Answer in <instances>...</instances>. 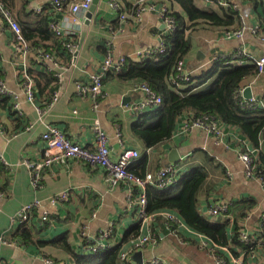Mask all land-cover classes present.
I'll use <instances>...</instances> for the list:
<instances>
[{
  "label": "crops",
  "instance_id": "obj_1",
  "mask_svg": "<svg viewBox=\"0 0 264 264\" xmlns=\"http://www.w3.org/2000/svg\"><path fill=\"white\" fill-rule=\"evenodd\" d=\"M51 1L29 0L28 8L41 10L45 6L50 7ZM148 1L155 5L156 10L134 18L129 7L136 5L135 0H122L124 18L117 22L118 13L111 8L110 0H99L88 26L84 25L85 15L77 16L80 23H74L69 7L61 13L50 10V14L53 13L51 20L71 32L69 39L75 45V51L68 56L64 48L59 50L57 45L48 50L57 65L46 64V67L55 74L59 73V77L49 92L51 100L47 106L44 95L36 96L35 105L26 100L19 82L18 66L13 61L12 33L0 19V77L10 93L9 96L0 97L8 99V109L0 106V156L7 164V167L1 164L7 173L0 178V183L4 180L8 182L0 201V236L5 234L16 242L12 246L0 244V264H46V260L70 264L67 252L50 244L64 236H67L73 250L79 253L90 249L87 242L91 239L104 246L108 243L120 244V251L123 252L133 241L123 243V235L138 223L140 236L153 238V242L140 251L143 262L158 257L166 264H215L212 251L218 250L227 256V264H231L232 254L221 250L210 240H202L181 220L182 225H176L173 231L158 213L149 219L139 220L137 204L131 196L139 193L138 190L126 183L111 187L102 168L91 167L83 160L54 163L43 169L39 185L33 188L30 178L34 170L27 168L26 163L34 167L45 161L42 135L48 127L58 128L71 141L88 148H93L95 130H103L109 138L111 157H116L122 149L135 150L139 157L133 166L145 159L146 174L165 169L174 164L170 160L175 158L178 161L174 165L180 167L176 180L191 167L202 166L207 170L208 178L206 186L197 195L199 212L204 213L217 203L230 204L250 198L256 205L252 213L240 221V230L249 235L258 231L259 222L264 218V183L245 175L236 150L243 138L235 128H224L222 142L200 130H192L184 135L174 133L169 141L147 151L131 132L138 115L129 113L126 108L140 102L142 93L131 91V84L118 78L108 79L102 95L95 101L77 92L78 83L88 82L91 76L102 73L101 67L108 51L117 60L121 57L137 58V52L158 47L165 32L159 13L165 6L164 0ZM258 1L262 2L260 6L264 8V0ZM204 7L201 9L210 6ZM238 7L244 22L241 39H227L224 32L211 30L207 25H200L191 32V50L184 62L188 73L199 75L201 67L208 66L217 56L236 58L238 53L246 51V54L248 52L256 58L264 57V33L253 32L258 21L250 1L242 0ZM174 8L180 11L178 5ZM117 24L118 27L113 28ZM43 68L38 64L32 69L45 72ZM41 85L44 83L41 82ZM246 87L250 88L252 98L258 100V107L264 111V73L257 78L246 79L243 88ZM54 95L56 100L52 102ZM241 101H245L242 94ZM118 132L121 137L117 136ZM243 145L253 151L245 141ZM172 152L175 153L172 155ZM65 191L68 197L62 200L60 194ZM34 202H38L39 207L23 228L31 233V240L21 239L20 229H17L20 225L13 222L14 216L18 210ZM44 213L47 214L45 222L41 220ZM222 219L225 217H218L216 221ZM111 229L113 235L108 241L100 240ZM232 229L229 226V238ZM202 242L207 243L206 248H203ZM227 248L238 250L232 244ZM238 258L242 264V255ZM131 261L135 262L133 256ZM248 264H264V251L257 250L252 254Z\"/></svg>",
  "mask_w": 264,
  "mask_h": 264
},
{
  "label": "trees",
  "instance_id": "obj_2",
  "mask_svg": "<svg viewBox=\"0 0 264 264\" xmlns=\"http://www.w3.org/2000/svg\"><path fill=\"white\" fill-rule=\"evenodd\" d=\"M249 1L258 21L255 33H264V8L260 6L262 2ZM75 2L76 0H64V10ZM163 3L174 24L173 31L162 38L163 51L152 53L147 57H124L119 71L105 73L101 79L102 88L108 79L118 78L130 84L145 83L159 96L160 104L151 107L149 112L139 115L131 126L133 136L141 141L145 149H152L169 141L174 133H177L175 131L180 128L185 119L216 121L228 128H235L243 138L241 141H245L251 146L253 151L248 150L249 152H247L243 143L239 142L236 150L247 152L252 157L255 166L254 174L264 180V111L258 106H247L241 101L240 94L243 82L246 79L256 78L258 75L255 63L247 60L244 55L236 56V58L217 56L210 61L208 66L201 67L199 75L194 76L189 73L187 80H180L177 77L178 64L185 62V58L191 50V32L200 25H207L211 30L218 29L222 32L238 31L244 25L239 8L236 7L233 0H226L225 5L218 4L206 9L197 7L195 0H164ZM0 4L20 28L21 37L28 48L26 71L34 84V97L44 95V103L47 106L51 100H49V92L52 91L58 77L49 67L41 64V59L53 46L57 45L61 50L62 42H64L50 29L53 16V13L50 14V10L53 8L45 6L39 12L33 11L28 8L29 0H0ZM177 5L180 11L175 10L174 6ZM137 8V4L129 7L131 17H135ZM123 9L125 8H123L122 2L121 10L117 11V22L121 19L120 15L124 14ZM1 20L4 27L8 29L5 21ZM118 24L113 28L118 27ZM15 38L12 33L14 41ZM38 64L44 66L45 72H36L32 69ZM55 64H57L56 60ZM172 79L176 80L179 86L173 85ZM0 80L2 81L1 77ZM41 82L44 83L43 86ZM7 105L8 99L0 98V106L8 109ZM145 164V159L139 160L136 166L131 164L130 173L144 177L146 175ZM5 173H7L5 168L0 164V178ZM207 178L208 172L204 167L194 166L180 179L174 180L164 189L147 185L145 188V214L150 216L162 211L174 213L188 228L206 237L216 246L229 247L232 244L238 248L243 253L242 264H248V258L254 252L264 249V218L259 222L258 231L253 235H248V242H241L239 240V223L252 213L256 205L255 202L250 198H243L230 204L224 202L228 206L229 217H225L221 221L207 218L206 211L199 212L197 200L198 193L206 186ZM7 186L8 182L5 180L0 183V193L5 194ZM135 196L136 194L132 195L134 198ZM165 224L167 225V223ZM26 226L27 223H24L17 228L20 229V238L31 240V233L23 229ZM229 226L233 228L230 238L228 237ZM173 228L175 225L170 227L171 231ZM112 233L113 231L110 237L113 235ZM139 236L140 224L138 223L125 232L122 242L126 243ZM67 240V236H64L53 240L50 244L65 250L71 259L70 264H118L120 244L113 245L109 249L79 253L73 250ZM229 252L235 257L239 256L234 248H229ZM212 253L221 258L224 264L228 263L227 256L220 251L213 250ZM50 261L54 264H69Z\"/></svg>",
  "mask_w": 264,
  "mask_h": 264
},
{
  "label": "built area",
  "instance_id": "obj_3",
  "mask_svg": "<svg viewBox=\"0 0 264 264\" xmlns=\"http://www.w3.org/2000/svg\"><path fill=\"white\" fill-rule=\"evenodd\" d=\"M63 1L64 0H52L50 3V6L53 8V11L56 12H62L61 10L64 9L63 7ZM204 5L206 6H215V5H225L226 0H200ZM236 7L240 5L241 0H233ZM92 0H76L75 3L69 6V11L74 17V23L78 24L80 23V20L77 18V16L82 15L84 16L85 13L89 10L91 6ZM138 8L135 12V17L142 15L145 12H153L156 10L155 5L148 0H135ZM110 6L111 8L117 12L118 10H121L122 7V0H110ZM239 8V7H238ZM159 10V9H158ZM37 12L40 11V9L36 10ZM160 17L162 19V23L164 25L165 32L163 33V36L170 33L174 29L173 20L168 16L167 8L165 6H162V8L159 10ZM0 15L2 16L1 19L5 21L7 24L8 29L15 35V41L13 40V47H14V54H13V61L15 66H18V75L20 80V85L22 88V92L26 98V100L32 104L35 105V97H34V84L32 80L27 75V45L24 42V40L21 37V31L17 23L11 18L9 13L3 8V6L0 4ZM120 18H124V15H120ZM257 26L253 28V32H255ZM50 29L60 38L63 39L64 42H62V47L64 50L71 56L73 52L75 51V45L71 42L69 39V36L71 35V32L64 30L62 27H60L57 23L54 21H51L50 23ZM244 26L242 29L238 31H228L224 32V36L227 39H241L243 36ZM67 39V40H66ZM17 41V43H16ZM164 49V43L163 39L161 40V43L158 45L157 48L153 49H147L144 51H140L136 53V57H143L151 55L155 52H162ZM246 51H243L242 53H238V56L244 55L247 60H251L255 63L258 70V76L264 73V57L262 58H256L252 54L245 53ZM42 65H57L55 64V58L50 53H47L43 55L42 59ZM124 62V58L121 57L119 59H115L113 54L108 51L106 58L102 64L101 70L102 73L95 74L90 77L89 81L81 82L76 85V89L79 95L82 97H90L93 101L98 99L102 95V84L101 79L104 77L105 73L108 71H119L120 67L122 66ZM59 66V65H58ZM61 68V67H60ZM178 74L177 77L180 80H187V74H189L184 66L183 62H180L177 66ZM57 77H59V73L55 74ZM256 77V78H257ZM171 83L175 86H179L178 82L174 79H172ZM244 88H242L240 94H242ZM130 90L133 92H140L143 95V99L140 102L133 103L130 106H127L128 112L136 115H141L143 113L149 112L151 107H154L158 104H160L161 100L159 96H157L150 87L145 83H133L130 85ZM10 93L5 87V84L3 81L0 80V97L9 96ZM56 100V96H53L52 102ZM247 106H258L259 102L256 99H249L244 101ZM202 120H184L181 124L180 128L178 129L177 133L178 135H184L192 130H200L205 132L206 134L212 135L216 138L218 142L223 141L224 136V128H228L227 126L218 123L216 121H210L206 122ZM118 137H121L120 133H117ZM42 139L45 143L44 146V152H45V161L43 164L39 165L36 164L34 167L31 164L26 163V167L34 170L31 173L30 178V184L33 188H37L39 185V181L42 179L40 176V173L43 169H46L48 167H51L54 163H65L69 160H83L85 161L89 166L91 167H100L105 171V179L109 183L111 187H115L120 183H126L128 185H131V188H135L138 190L139 193L135 196V203L137 204V218L139 220L146 219L147 216L145 215V206H146V195H145V188L147 185L155 186L160 189H164L165 187L172 184V182L177 177V172L180 170V167L178 165L171 164L170 166L166 167L165 169L157 171L155 174H146L144 177L135 176L130 173L129 167L137 158L139 157V153L135 150L130 149H122L119 154H117L116 157H111L110 150H109V138L107 133H105L103 130L96 129L94 134V140H93V148H88L86 146H81L77 143H74L69 138L66 137V135L59 130L56 127H48L45 131V133L42 135ZM243 143V141H239ZM246 151L247 148L245 147ZM149 151V149L147 150ZM247 152H241L239 149L237 150V156L239 160L242 162L244 166V172L247 177H253L258 179L259 181H262L264 183V180H262L258 175L254 174V165H253V159ZM0 164L7 167L6 163L4 162L3 158L0 156ZM33 167V168H32ZM179 167V168H178ZM5 194L0 193V201L3 199ZM68 197V192H62L60 194V199L65 200ZM39 207L38 202H34L32 204L26 205L15 214L13 222H17V224L21 225L24 223H29V220L31 219L32 213L35 209ZM158 215L162 216L165 222L167 223V227L170 229L172 225H182L180 219L175 216L173 213L162 211L159 212ZM154 215H150L149 218ZM205 216L207 218H210L212 220L218 218V217H229L228 212V206L224 203H217L213 206H210L207 208L205 212ZM41 220L45 222L47 220V214L44 213L41 216ZM172 229V228H171ZM170 229V230H171ZM112 229L109 231V233H106L104 236L100 238V240H107L109 239L111 235ZM240 241L241 242H248V233L245 231L240 230L239 233ZM201 236L204 240H208L206 237ZM97 240H88L87 246H90V249L87 250V252L97 249H109L113 246V244L108 243V245H99L96 243ZM153 242L152 236L145 235V236H139L138 238L134 239L132 241L131 246L123 251L119 252L117 257V263L118 264H138L137 262L131 261V257L133 256L134 252L137 250H141L145 248L148 244H151ZM16 242L11 241L5 234L0 236V244H4L7 246H12ZM203 248L207 247L206 242H202ZM221 250L225 252H229V249L227 247H220ZM264 251V249H262ZM236 252L239 253V255H242L243 253L238 249ZM230 253V252H229ZM255 254V252H254ZM231 264H240L241 260L238 257H234L231 255ZM215 264H224V261L219 258L218 256L214 257ZM46 264H54L51 261L45 262ZM141 264H166L163 262L161 258L153 257L147 262H142Z\"/></svg>",
  "mask_w": 264,
  "mask_h": 264
},
{
  "label": "water",
  "instance_id": "obj_4",
  "mask_svg": "<svg viewBox=\"0 0 264 264\" xmlns=\"http://www.w3.org/2000/svg\"><path fill=\"white\" fill-rule=\"evenodd\" d=\"M99 3V0H92L91 2V6L89 8V10L85 13V20H84V25L88 26L90 24V21L92 20V16L96 10L97 4ZM242 97L243 99L249 100L252 98L251 92H250V88L246 87L243 89L242 91ZM175 152H172L171 154L173 155ZM179 159V156H177ZM178 160L177 158L170 160L171 163H176ZM133 259L135 260V262H137L138 264H141L143 261L141 259V252H137L135 254H133Z\"/></svg>",
  "mask_w": 264,
  "mask_h": 264
},
{
  "label": "rangeland",
  "instance_id": "obj_5",
  "mask_svg": "<svg viewBox=\"0 0 264 264\" xmlns=\"http://www.w3.org/2000/svg\"><path fill=\"white\" fill-rule=\"evenodd\" d=\"M195 3H196V5L199 7V8H205L204 7V4L200 1V0H195ZM132 196V195H131ZM146 215V214H145ZM147 216V215H146ZM146 219H149V216H147V218ZM146 219H142V220H146ZM131 246V245H130ZM229 249V248H228ZM142 250V249H141ZM141 250H137V251H135L134 252V254L135 253H137V252H140Z\"/></svg>",
  "mask_w": 264,
  "mask_h": 264
}]
</instances>
